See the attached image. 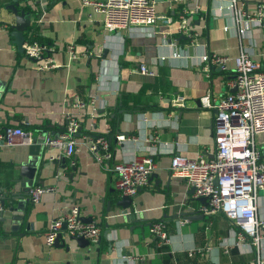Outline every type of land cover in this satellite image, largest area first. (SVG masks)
<instances>
[{
  "label": "crops",
  "instance_id": "0c3cea01",
  "mask_svg": "<svg viewBox=\"0 0 264 264\" xmlns=\"http://www.w3.org/2000/svg\"><path fill=\"white\" fill-rule=\"evenodd\" d=\"M258 1L264 2L247 0L248 8L253 10ZM185 4L199 36L196 45L180 35L178 23L169 25L162 17L178 14V8L166 0L156 3L159 17L153 27L136 25L115 31L104 27L102 12L83 5L82 0H0V128L21 127L33 140L41 131L60 134L66 128L65 113L71 100L75 96L95 98L93 106L73 108L82 122L74 155L50 147L36 171L42 183L35 180L32 187L46 185L55 190L44 193L36 203L29 195L23 201L6 200L0 212L4 218L0 221V264H131L122 259L123 253L142 256L145 264H255L254 246L247 240L238 243L237 228L223 213H202L204 202L191 193L192 186L185 179L171 174L170 165L174 155L195 158L215 151L214 110L204 107L201 97L210 92L217 102L234 91L230 80L241 49L264 69V32L255 24H236L221 0H186ZM10 5L18 10L30 6L26 9L33 15L25 41L40 37L53 45L61 66L41 71L18 50L12 35L16 15ZM238 27L245 32L241 34ZM72 42L77 52L87 50L88 54L72 59L67 52ZM205 50L227 55L228 68L216 67L207 77L199 64ZM142 64L153 74L142 73ZM178 95L185 96L184 107L173 105ZM119 134L125 138L119 139ZM155 135L159 141L150 140ZM99 136L108 138L115 161L150 156L156 162L148 184L133 196L136 210L143 214L142 227L138 223L130 230L132 223H124L115 206L106 210L107 201L122 194L116 188V175L107 163L98 161L99 152L89 148L88 139ZM256 142L264 161V133L256 135ZM29 144L0 145L3 197L9 195L12 179L22 174ZM19 203L23 207L14 215L9 207ZM73 204L80 206L83 219L91 218L88 222L99 225L100 243L79 246L65 230L70 249L46 245L50 223ZM184 211L198 214L187 218L182 216ZM258 214L264 218L263 190L258 194ZM157 220L166 222V243L150 235V225ZM109 242H113L111 253ZM193 249L203 251L191 254Z\"/></svg>",
  "mask_w": 264,
  "mask_h": 264
},
{
  "label": "built area",
  "instance_id": "2783aa9c",
  "mask_svg": "<svg viewBox=\"0 0 264 264\" xmlns=\"http://www.w3.org/2000/svg\"><path fill=\"white\" fill-rule=\"evenodd\" d=\"M44 2L43 0H40ZM158 0H82L83 5H91L94 10L104 14V27L109 31L129 29L136 25L153 27L158 20L156 3ZM178 8L177 16L166 15L169 25L178 23L177 31L185 37L190 45L199 43V36L190 23L186 0H166ZM212 1V0H211ZM230 11L236 24H255L264 32V2L255 3L253 10L248 8L247 0H221ZM198 8V7H197ZM196 9L194 12H197ZM41 22V18L38 19ZM243 34L244 28L238 27ZM24 54L35 61L41 71L53 70L60 63L55 59L56 48L37 40L24 42ZM234 59L235 75L230 80L233 92L222 96L217 102L211 93L201 97L204 107L214 110L215 151L211 155L200 153L195 158L174 155L170 171L175 177L185 179L194 188V195L205 197L201 212L205 215L223 213L237 228L236 237L248 241L255 248V264H264L262 255L264 243V218L258 214V194L264 191V161L261 160V148L256 142V135L264 133V69L261 63L244 49ZM67 52L72 59L86 56L89 51L77 52L74 42L67 45ZM165 57H162L164 59ZM199 64L207 77L218 67L228 68L229 57L217 52L205 50L200 55ZM142 73L153 74L147 65H140ZM95 98L88 100L75 96L65 113L66 128L57 137L50 136L46 143L58 147L66 156H73L78 149L77 135L81 132L82 122L74 109H86L93 106ZM176 107L185 106V96L178 95L172 99ZM74 108V109H73ZM96 108L91 119L94 122ZM124 139L122 134L117 135ZM150 140L159 141L157 135ZM32 135L18 128H0V145L13 146L17 143H32ZM89 148L99 152L98 161L107 163V169L116 175V188L122 195L134 196L148 184L156 170V162L150 156H140L129 161H115L110 143L106 136L88 139ZM55 190L53 186L36 185L29 191V200L38 202L46 192ZM4 209L3 195L0 193V212ZM66 224L69 236L84 237L92 243L101 239L102 230L95 222H86L82 218L78 204L61 211L50 223L45 232V244L53 245L57 235ZM166 222L157 220L150 225V235L159 242H167ZM202 249H193L191 254L202 253ZM122 259L131 264H145L144 257L123 253ZM233 264H246L245 262Z\"/></svg>",
  "mask_w": 264,
  "mask_h": 264
},
{
  "label": "water",
  "instance_id": "95a60500",
  "mask_svg": "<svg viewBox=\"0 0 264 264\" xmlns=\"http://www.w3.org/2000/svg\"><path fill=\"white\" fill-rule=\"evenodd\" d=\"M45 1V0H43ZM10 9H12L13 13L16 15V21L15 24L12 25V28L14 29L12 31V35L15 37V43L18 46V50L23 52L24 51V41H25V31L29 28L30 24V15H33V12L31 11H25V10H18L14 7V5L9 6ZM59 134L57 133H49L47 131H41V133H38L33 142L29 144L28 150H29V157L27 161H25L22 165L23 171H21L20 177H15L12 179L11 184L8 189L9 195L3 197V205L6 204V200L9 199L12 200H22L25 195H29V191L31 187L33 186V183L35 180H37L36 177V171L38 167H40V163L43 159V156L45 152L50 148V145L46 143V140L48 137L53 136L57 137ZM95 139V138H93ZM66 166V165H64ZM77 167L73 166V171H76ZM37 182H41L40 179ZM191 193H194V188L192 187ZM200 201L205 202V197H199ZM23 201V200H22ZM189 206H191L190 203H188ZM116 207V210H119V214L122 217V220L124 223H132L130 226V230L133 229L138 223L139 226H143L141 224L144 222L143 214L140 211L136 210L135 202L133 196L129 195H122L120 198L116 200H108L106 205V210L109 212L112 207ZM22 203H19L17 207L14 205H11L9 207V210L14 213V215H19L18 211L22 209ZM25 208V207H24ZM198 213H193L191 211H184L182 212V216H185L187 218L193 217ZM201 217H203V214H200ZM4 221V218L0 215V221ZM86 222L90 221L91 218L84 219ZM66 230V224H63L61 232L57 235V238L55 239L54 245L55 246H61L65 247L67 250L70 249V244L66 242L64 239ZM70 240H76L79 246H88L90 245V241L85 239L84 237H76V236H70ZM97 243H100L98 241ZM113 251V242H109L108 244V253H111Z\"/></svg>",
  "mask_w": 264,
  "mask_h": 264
},
{
  "label": "trees",
  "instance_id": "16d2710c",
  "mask_svg": "<svg viewBox=\"0 0 264 264\" xmlns=\"http://www.w3.org/2000/svg\"><path fill=\"white\" fill-rule=\"evenodd\" d=\"M29 7H30V6L27 5L26 7H22V9L25 10V11H27V9H28ZM26 8H27V9H26ZM30 11L32 12L31 9H30ZM35 29H36V28H35ZM35 29H34V32H35V34H36ZM31 39H32V40H37V41H39V42L44 43L43 39L40 38V37H33V38H31ZM122 108H124V109H132L133 106L123 105ZM115 121H116V119H115L114 117L110 119V125H112V128H113L114 125H115Z\"/></svg>",
  "mask_w": 264,
  "mask_h": 264
}]
</instances>
